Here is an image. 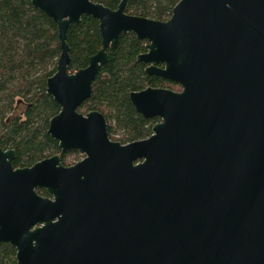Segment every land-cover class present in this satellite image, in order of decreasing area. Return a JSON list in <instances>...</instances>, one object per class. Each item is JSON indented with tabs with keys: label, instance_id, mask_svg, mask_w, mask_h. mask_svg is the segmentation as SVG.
Listing matches in <instances>:
<instances>
[{
	"label": "water",
	"instance_id": "water-1",
	"mask_svg": "<svg viewBox=\"0 0 264 264\" xmlns=\"http://www.w3.org/2000/svg\"><path fill=\"white\" fill-rule=\"evenodd\" d=\"M129 1L31 0L61 50L47 134L85 157L14 170V150L0 147V244L17 264H264V0H179L165 21L127 14ZM83 15L98 21L101 47L69 72L67 29ZM125 33L147 42L145 73L181 90L130 92L159 121L122 144L101 112L78 107Z\"/></svg>",
	"mask_w": 264,
	"mask_h": 264
},
{
	"label": "trees",
	"instance_id": "trees-1",
	"mask_svg": "<svg viewBox=\"0 0 264 264\" xmlns=\"http://www.w3.org/2000/svg\"><path fill=\"white\" fill-rule=\"evenodd\" d=\"M95 1L111 8L118 3ZM178 1L133 0L126 12L165 21ZM66 40L71 59L68 70L84 68L88 57L101 47L98 21L83 15L79 23L68 26ZM143 45L144 41L132 33L122 34L117 48L107 50L108 60L92 83L91 96L78 108L100 111L109 136L121 143L150 136L158 121L157 117L144 118L137 113L129 93L149 86H178L145 73V65L136 60ZM60 51L56 24L33 7L31 0H0V146L15 149V166L31 165L57 150L47 128L60 108L46 93V80L56 71ZM15 255L14 247L0 244V264H17Z\"/></svg>",
	"mask_w": 264,
	"mask_h": 264
},
{
	"label": "flooded vegetation",
	"instance_id": "flooded-vegetation-1",
	"mask_svg": "<svg viewBox=\"0 0 264 264\" xmlns=\"http://www.w3.org/2000/svg\"><path fill=\"white\" fill-rule=\"evenodd\" d=\"M95 1V0H94ZM133 1V0H132ZM95 2H98V3H101V2H99V1H95ZM130 2V1H129ZM101 4H103V3H101ZM118 4H119V0H118V3H117V6H118ZM127 4H128V2H127ZM127 4H126V6H127ZM104 5V4H103ZM104 6H106V5H104ZM117 6L115 7V8H111V7H109V8H111V9H116L117 8ZM126 6H125V12H126ZM106 7H108V6H106ZM127 13V12H126ZM127 14H129V13H127ZM130 15H134V14H130ZM136 16H138V15H136ZM99 28V27H98ZM142 41H144V50L142 51V52H140L139 54H141V53H144L145 51H146V48H145V45H146V41L145 40H142ZM138 54V55H139ZM137 55V56H138ZM137 58V57H136ZM144 64V63H143ZM145 65V67H146V64H144ZM145 69V68H144ZM70 72V71H69ZM179 86V85H178ZM149 87H151V86H149ZM180 87V86H179ZM147 88V87H146ZM153 88H160V87H153ZM145 89V88H144ZM169 89V88H168ZM143 90V89H142ZM171 90H173V89H171ZM180 90H181V88H180ZM180 90H178V91H180ZM140 91V90H139ZM19 103L20 102H18L17 103V105H19ZM60 108V107H59ZM79 108V107H78ZM60 110V109H59ZM79 111V110H78ZM90 111H97V110H89V111H86V112H81V111H79V112H81L82 114H87L88 112H90ZM59 112V111H58ZM57 112V113H58ZM100 112V111H99ZM56 113V114H57ZM54 116V115H53ZM52 116V117H53ZM105 117V116H104ZM158 121H159V119H158ZM157 121V122H158ZM49 122V121H48ZM157 122H155V123H157ZM154 123V124H155ZM153 124V125H154ZM48 129V128H47ZM108 136H109V134H108ZM109 138L111 139V140H113V141H117V140H114V139H112L110 136H109ZM56 141V140H55ZM119 142V141H118ZM56 143H57V150H55V151H53L52 153H50V154H48L47 156H45L44 158H42V159H40V160H38V161H41V160H43V159H46V158H50V157H52V156H55V155H57L58 157H59V161H60V164L62 165V166H64V167H70V166H73V165H75L76 163H78L79 161H81L84 157H85V154L83 153V152H81L80 150H78V149H67V150H61L59 147H58V142L56 141ZM121 143V142H120ZM122 144H126V143H122ZM1 147V146H0ZM2 148V147H1ZM4 151L5 150H8V149H13L14 150V152H15V149L14 148H6V149H4V148H2ZM79 156H81V157H79ZM15 158H16V152H15V155H14V159L12 160V165H13V168H14V170L15 169H18V168H25V167H31L34 163H36V162H38V161H35L34 163H32L31 165H28V166H15L14 165V160H15ZM72 158V159H71ZM70 160H72V161H70ZM35 191L37 192V194H39V195H41V196H43V197H48V198H53L51 195H49L48 193H47V191L44 189V188H35ZM42 192H44V193H42ZM2 244V243H1ZM5 244H8V243H5ZM8 245H10V244H8ZM11 246V245H10ZM13 247V246H12ZM15 248V247H14ZM15 250H16V248H15ZM15 257H16V255H15Z\"/></svg>",
	"mask_w": 264,
	"mask_h": 264
},
{
	"label": "rangeland",
	"instance_id": "rangeland-1",
	"mask_svg": "<svg viewBox=\"0 0 264 264\" xmlns=\"http://www.w3.org/2000/svg\"><path fill=\"white\" fill-rule=\"evenodd\" d=\"M174 91H178V90H180V87L179 86H176V87H174V89H173ZM19 111H21V108L19 109ZM18 111V113H20ZM81 112H86L84 109L81 111ZM79 157H81V156H79ZM72 159V158H71ZM70 161H72V160H70Z\"/></svg>",
	"mask_w": 264,
	"mask_h": 264
}]
</instances>
